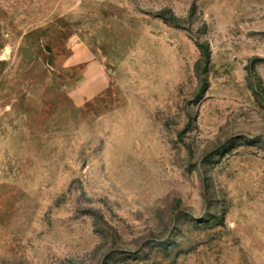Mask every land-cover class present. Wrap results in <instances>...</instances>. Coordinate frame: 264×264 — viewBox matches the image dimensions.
Listing matches in <instances>:
<instances>
[{"label":"rangeland","instance_id":"obj_1","mask_svg":"<svg viewBox=\"0 0 264 264\" xmlns=\"http://www.w3.org/2000/svg\"><path fill=\"white\" fill-rule=\"evenodd\" d=\"M0 264H264V0H0Z\"/></svg>","mask_w":264,"mask_h":264},{"label":"trees","instance_id":"obj_2","mask_svg":"<svg viewBox=\"0 0 264 264\" xmlns=\"http://www.w3.org/2000/svg\"><path fill=\"white\" fill-rule=\"evenodd\" d=\"M162 15V17H164L165 18V16H163V14H161Z\"/></svg>","mask_w":264,"mask_h":264},{"label":"water","instance_id":"obj_3","mask_svg":"<svg viewBox=\"0 0 264 264\" xmlns=\"http://www.w3.org/2000/svg\"><path fill=\"white\" fill-rule=\"evenodd\" d=\"M48 49H50V47L48 46Z\"/></svg>","mask_w":264,"mask_h":264}]
</instances>
